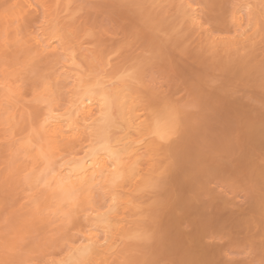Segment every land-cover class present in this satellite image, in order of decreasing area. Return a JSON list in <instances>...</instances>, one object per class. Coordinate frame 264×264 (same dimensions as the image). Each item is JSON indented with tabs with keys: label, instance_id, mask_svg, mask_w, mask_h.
<instances>
[{
	"label": "rangeland",
	"instance_id": "374dc122",
	"mask_svg": "<svg viewBox=\"0 0 264 264\" xmlns=\"http://www.w3.org/2000/svg\"><path fill=\"white\" fill-rule=\"evenodd\" d=\"M178 1L184 2L179 3ZM219 1V5L223 6L228 19H231L230 16L233 12H238V16L242 17L243 23H241V26L243 27H240V29L237 26L239 29H236L233 25L236 26L237 22L231 19L233 23H230V20L227 19L230 26L227 23V26H222L224 28L222 29L221 25L217 26L218 24L214 22L216 11L206 9L201 12L200 9H196L201 12L204 19L212 21L213 36H221L222 38L218 40L217 43L219 44L215 48H210L207 46L206 38L198 30H193L189 27V22L182 18L183 15L178 7V4L184 3L186 5L193 3L194 0H158L159 3L168 5V7L157 18L162 21L164 29L176 34L171 45L170 55V60L175 64L176 74L169 86L168 95L171 98L179 97L181 99L184 98V95L189 97L199 96L202 106L197 112H187L182 115L185 134L178 142L162 148L158 147V149L154 150V153H156H152L153 156H151L154 161L148 160V163L152 162L153 168L150 166L151 164L147 167V162H144L145 164L142 163L146 167L142 164L140 165L142 167H139L142 171H140V174L146 181H141V184H138V181L137 184L127 181V184H123L121 187L122 190L124 189L123 193L125 192L126 198L128 197L129 200L131 198L133 202H131V205H134L131 206V210L129 209L124 213V216H126V219L124 218L125 230L132 237L127 238L126 241L123 239L125 242L119 241L117 249H115L116 254H114V258L112 257V261L110 260V264L111 262L113 264H123L124 261L135 262L145 259L178 261L192 259L207 261L209 264H261V261H264V191H262V184H264V131H262L261 122V106L264 104L262 95L264 94H262V90L259 87L261 64L264 62V0ZM38 2H40L38 6L39 15L34 23V28L36 29L40 25L41 20L46 17L47 22L43 26L44 31L47 30L45 33L48 30L50 31V29L52 31L55 27L60 29L59 32L61 34L59 35L64 38L66 43V46L63 45L68 48L66 52L68 50L69 54L72 53L78 57L75 62H77L79 68L80 66L82 68H77L76 63L75 68L71 61L69 64L67 57L56 55L59 57L57 58L52 54L54 60L51 59L52 56L47 58L51 60V63H47V59L38 60L40 62L43 61L41 67L43 68L44 66V68L40 67L42 71L36 70V68L35 71H38L37 75L40 73L42 75L43 70H46L47 67L54 69V71L57 70V73L59 70L61 72L65 68L63 65H66V68L70 67L68 68L69 71H73L71 75L80 76L81 73V76L86 75L87 78L88 70H93L99 64V67H104L109 63V57H111V72L107 78L112 79L119 71L131 68L132 61L136 57L139 47L145 42L141 41L135 49L123 47L124 33L110 31V26H105L107 17L119 18L122 14V10L114 7V5L122 3L123 0H39ZM200 2L209 3V0H200ZM233 4L238 6L232 8L231 5ZM244 5L251 7H240ZM250 23L252 25L251 31L248 30ZM90 32L95 34L89 35ZM52 33H50L51 36ZM69 37H71V40H69ZM247 37L248 39L244 41V38ZM148 39L150 40L151 38ZM181 48L186 49L182 55L180 54ZM86 52L87 54H85ZM82 55L83 57L86 55L85 60L88 59L87 57L89 59L94 57L92 64L95 59L94 64H97V66L92 65L91 60L89 62L92 66H89V62L87 63L82 58ZM54 65L57 66L53 67ZM0 66H2L0 67V84L1 82L2 84L4 83L0 85V108L3 107L0 110L3 112L2 115H4L2 118L0 111V125H2V122L4 124L0 126V142L2 141L4 145L1 142L0 260L11 259L15 264H58L67 255V251L69 253V250H71H67L69 247L79 244L78 235L79 238L81 235L76 234V229H79V226H77L79 222L80 224L83 222L81 224V227H83L85 225L84 218L89 214V216L96 215V208H99V211L106 210L108 201L101 194H99L100 196L94 195V200H92V196L88 202L91 201L92 203L93 201V205L89 204L90 202H87L88 206L84 203L85 207H87L85 210L88 211V209L92 208L91 206L96 208H92V211L89 210V214H87L88 212L84 211L83 202L78 201L81 205L79 207L75 198V206L77 205L76 208L80 209V211L78 210L79 213L82 212L80 214L83 217L82 219L80 218L82 221L78 223H74V221L69 225L63 222L66 219L65 217L63 218L64 220L60 219L61 217L58 218V216L56 219L57 205L50 201L45 203L48 201H46L47 187L43 186L44 190L41 186V188H35L32 185V179L31 182L29 180L32 172L34 171L33 174L35 172L38 173L37 171L40 169L35 170L34 168L37 169V167L32 168L31 165L27 166L30 170L27 169L26 164L24 165V150L19 149V151L16 149V146H20L18 143L23 141L28 143L30 140H35V138L31 139V123H33V117L31 116L33 115L30 114H33L34 111L40 113L41 106L42 112V108H46L47 103L41 98L37 99L41 104L36 100H33V102V98H30L32 97L31 93L21 94V97L24 98L22 99L14 90L16 88L13 90L18 96L15 94L16 96L12 97L13 93L10 95L8 93L10 90H6L12 89L13 84L16 86L18 84L17 81H21L23 77L21 76L20 78L18 75L17 79L19 80L14 76V79L13 77L10 78V67L7 66L8 70L6 64L4 66L1 61ZM91 67L94 68L91 69ZM5 69L9 73L7 70L4 71ZM3 72H6L7 75ZM4 77L5 80H3ZM243 79L251 80L253 86L244 89L239 97L233 98L225 95L226 89ZM210 80L217 81V85L209 87L208 82ZM10 82L12 83L10 84ZM123 82L127 83V86L129 85L136 94V86L132 81L126 80ZM7 84H10L11 87L8 86L10 87L8 88ZM69 86L65 84L63 87L64 89L68 87L69 90ZM5 87L7 88L5 89ZM63 87L61 86V88ZM64 89H62V93L59 96L62 101L58 104L60 108L66 105L68 99V95L65 93L67 89ZM25 95L27 96L25 97ZM6 98L9 101H6ZM29 99L31 102H29ZM34 103L37 104L35 105ZM16 104L18 110L15 107ZM38 105L39 107H37ZM11 107L12 109L15 108V111L17 110L14 114L16 118L13 117L19 120L8 119L12 111ZM4 108H7V112ZM241 120L250 122L251 126L246 127L239 135V141L231 154L222 161L206 164L204 147L219 148L229 142L237 131ZM11 122L15 123L12 124L13 126L16 125L15 128H12ZM8 125L11 126L8 127ZM5 127L9 128L10 132ZM13 129H15L14 134L12 132ZM11 133L13 136H11ZM22 133L27 135L22 136ZM18 135L22 141L17 138ZM24 136L30 137L24 139ZM12 137L13 139L16 138L13 140ZM8 140L13 144L11 145ZM7 146L17 152L13 154L11 149V153H7H10L11 159L6 157L9 156L6 155ZM2 152H5V154H2ZM32 153L35 157V152ZM33 158L30 159L32 163ZM11 160L12 162H10ZM22 161L23 164L21 165ZM30 161L27 162L31 164ZM11 164H13L12 167L10 166ZM146 172L150 173L147 174ZM145 173L146 175H144ZM24 175H28L27 178H29L26 179L28 182L26 183L25 180L23 184ZM249 185L252 188L250 192H245L243 196L237 194V187ZM134 190L137 191L134 192ZM125 195L123 194L124 197ZM79 197L77 196V198ZM95 200L96 203H94ZM80 201H83V198ZM63 207V210L66 211L67 209V212L69 210L70 213L72 212V217L79 215L78 213L74 214L76 210L74 205L71 204L69 207L66 204ZM52 208H56L54 214L52 213ZM50 211L51 214L49 213ZM99 211L97 214L101 213ZM84 214L86 217H84ZM66 216L68 217V215ZM69 216L71 215L69 214ZM124 216H121V218ZM58 219L63 220L61 222L62 225ZM84 230L85 227H83ZM79 231H82V229H79ZM149 234H155L156 236V239L151 244L145 241V237ZM75 235H77V240H75ZM161 235L163 236V241L160 239ZM6 248H10V254H6Z\"/></svg>",
	"mask_w": 264,
	"mask_h": 264
},
{
	"label": "bare ground",
	"instance_id": "6f19581e",
	"mask_svg": "<svg viewBox=\"0 0 264 264\" xmlns=\"http://www.w3.org/2000/svg\"><path fill=\"white\" fill-rule=\"evenodd\" d=\"M38 1L37 0H0V59H1L0 61L2 62V64L4 66L6 64V68L8 70H9V68L7 66L10 67L9 71H11V73H9V71L7 69L4 70V71H6V70L8 71V73L10 74V78H12L14 76L17 79V77L19 75L20 78H21V76L23 77L22 80L24 78L26 81L33 79L34 78L33 74H36V73L38 74V71H35V69L37 68L36 70L42 71V69L44 68V66H43V68L41 67L42 66L41 63L43 61L40 62L38 60H40V59L45 60V59L49 58L50 56H52V54H53V56L57 55L59 57H67L69 60L68 61L69 64H70V61H71V63H73V56H74L75 60H76V58H78L72 53L69 54L68 50H67L68 53L66 52V49H68V48L64 47V45L66 46L65 42H63V43L58 42L57 37L61 36V35H59V34H61V32H59L60 29H58L56 27H55L56 29L54 28L55 30L53 29L54 31L53 30L51 31V29H50V31L48 30L47 33H45L47 30L40 33V35L42 37H44V40L41 41V45L47 44L46 48L43 46H40L39 50H37V45L32 40L28 39V37L30 35L31 36L36 35V33L33 30L35 29L34 23L36 22V19H38V15H39L38 6H39L40 2H38ZM182 2H184V1H182ZM209 3H215L217 5V7L211 9V11H213V10L216 11L214 22H216L218 25L216 23L215 24L217 26L221 25L220 26L221 28H222V26H224V27L227 26L226 24L228 23V21H227L228 16H226V12L224 11L223 6L219 5L220 1L219 0H209ZM182 5H184V3L178 4V7L180 8V12L183 15L182 18H185V11H184V8L182 7ZM179 8H178V11H179ZM209 11H208V13H209ZM208 13H206V14H208ZM208 16H209V14H208ZM230 17H231V19H233L235 22L238 23V24L236 23V26L233 25V27H235L236 29L238 27L239 28L243 27V26H241V23H243L242 17L238 16V12H233ZM231 19H228V20H230L229 21L230 23L233 21ZM230 23H228L229 26H230ZM17 29L22 30V34L24 36V39L22 41L13 43L10 51L6 55L5 54V47H4V43H3V38L5 35H10V34L16 32ZM222 29H224V28H222ZM56 30H58V31L56 32ZM49 32L50 33L53 32L52 36ZM241 34L243 35V33H241ZM242 35H241V37H242ZM45 36H47V38H45ZM13 39H14V37H13ZM245 39L247 40L248 37L244 38V41H245ZM223 41H225V40H223ZM217 44H219V43H217ZM226 44H227V42H226ZM74 53H75V51H74ZM85 54H87V52ZM83 55H84V53H83ZM83 55H82V58H84V60H85L86 55L84 57H83ZM53 56L51 57V59H53ZM59 57H57V58H59ZM33 58H35V63L30 65L29 61H31ZM87 58L86 59L88 61L87 60H85V61L88 63L91 60L90 62L92 64V62H93L92 59L94 57H92V59L91 58L89 59V57H87ZM56 60L58 61V59H56ZM84 60H83V62H84ZM57 61H55V62H57ZM94 61H95V59H94ZM49 62L51 63V60H48L47 63H49ZM90 62L88 63L89 66H92V65H94L95 67L97 66V64L95 65L94 63L91 65ZM39 63H40V65H39ZM75 63L77 64V62H75ZM75 63H73L74 66H75ZM87 63H85V64L87 65ZM56 66L54 65L53 67H56ZM63 66L65 67L64 68L65 70L62 69L61 72L59 70L60 73L59 72L57 73V70H55L56 71L55 72L54 69H51L49 67H47L46 70H43L44 72H42V73L46 74L48 76L50 85H49V89L46 92L42 93L40 97H38V98L34 97L31 89H25L26 92L24 91V93H18L20 95V98H22L21 94L24 95L26 93H28V94L31 93L32 97H30V98H33L32 101L33 100L37 101V99H40V98H41V100L44 99V101L47 103V107L42 108L43 111L41 112V107H42L41 106L40 107V113L34 111L33 114H30V115H33V116H31V117H33V123H31L32 124L31 125V127H32L31 131L32 132L30 131L32 134L31 139L35 138V140L34 141L30 140V142H28V143H27V141L21 142L22 144L18 143V144H20V146L19 147L16 146V149L17 150H19V149L24 150L25 157H23V158L25 159L26 163H25L24 159H22V160L24 161V165L26 164V168H27V166L31 165L32 168L37 167V169L34 168L35 170H38V168L40 169L39 171H37L38 173L35 172V174H33V172H34L33 171L32 172L33 178L31 175L29 180L31 182V179H32V183H33L32 185L35 188H38L41 186L43 189V186L47 187L48 193H47L46 201L47 200L48 201L45 203H48L50 201L51 203L53 202L54 204L57 205V213H55L56 219H57V216H58V218L61 217L60 219H63L64 217L67 219V221H65L66 219L65 220L63 219L64 221L58 219L60 221V223L63 221L64 223L66 222L69 225H71L74 221H75L74 223H76V222L78 223L79 221H82V220H80V218L81 219L83 218L82 215L80 216V214L82 212L79 213L78 210L80 211V209H78L76 207H77V205H79V207L81 206L79 204V202H83V207H85L84 203H86V205L89 202H90L89 204H92L93 201L91 203V201L88 202V200H89V198L91 199L92 196H93L92 200H94V195L100 196L99 194H101L108 201V203L106 205L107 211L105 209L99 211L98 210L99 208L95 207L97 212L95 211L96 215L93 214V216H89L90 214L88 211L89 210L92 211V208L93 209H95V208L93 206H91L92 208L88 209V211H86L85 209L87 207H85L84 211L88 212L87 214H89L87 217L85 215L86 213L84 214L85 215L84 217H86V218H84L85 219V225L83 226V227H85V230L83 231V227H81V224L83 222H81V224L79 222V224L77 225V226H79L80 230L82 229V231H79V229H76V234L78 233L81 235L79 238V235L77 234L78 240H79V242L77 241L79 243L78 245H80L82 242L87 243L89 240L97 241V239L99 237H101L102 234L107 237L108 245L104 248H98V249L94 248L93 251L87 257L82 256L81 251L77 247L78 245L74 246L75 248L72 247L73 245L71 246L72 248L68 246L69 248L68 249L66 248V249L67 250L71 249V250H69V253L67 251V255L64 257V259L62 261H59V262L57 261L58 264H72V262L77 260V259H86L87 261L90 262V264H110V260L112 259L114 254H116L115 249H117L116 247L118 246L119 241H124V240L126 241L127 238L132 237L131 234H129V232H127V230H125L126 226H124V222H125L124 218L126 216H124L125 215L124 213H125V211L129 210L131 208V206H134V205H131L133 203L131 198H130V200L128 199V197L126 198L125 192L123 193L124 189L122 190L121 187L123 186V184H127V181L129 183L135 182L133 184H137V181L139 182L138 184H141V181L142 182L146 181L141 176L140 173L142 171L139 169V167L142 163H144V162L148 163V160H152V157H151V156H153L152 153H154V150L158 149V147L153 148L152 144H146V143L142 142L144 139V136L146 135V133L143 132L146 121L144 123H142V120H145V118L141 117L137 112L132 110L133 109V97L135 96V92H134V90L131 89V87H129V85L127 86V83H124L123 81H121V82H118L115 85H113L112 79H110V78H107V79L106 78H98V77L96 78V76L95 77L93 76V78L91 77V79H89V77L86 78V75H83L85 73H83L82 71L81 72L83 73L82 74L83 76H81V73H80V76L71 75L73 71L72 72L69 71L68 68H70V67L66 68V65H63ZM63 66H62V68H63ZM0 67H2V66H0ZM40 67L42 69H40ZM48 68L51 70H49ZM75 68H76V66H75ZM77 68H79V67H77ZM80 68H82V67L80 66ZM92 68H94V67H91V69ZM3 73L6 74V72H3ZM24 74H25V76H23ZM1 75H2V73H1ZM14 77H13V79H14ZM3 80H5V77ZM17 80H19V79H17ZM19 81H17V82L19 83ZM11 83L12 82H10V84ZM1 84H2V82H1ZM10 84H7V87L8 86L11 87ZM65 84L70 85L71 88H70V86H69V90H68V87L66 88L67 91L65 93L68 95L67 96L68 99H67L66 105L64 107L61 106V108H60L58 104H60L62 101H61V97H59V96L61 95L62 89H64L63 86H65ZM14 85L15 84H13L12 89L6 90V91L10 90L8 92L10 95L15 92L14 90H16V89H14V88H17L16 87L17 85L16 86H14ZM61 86L63 88H61ZM7 87H5V89ZM10 87H8V88H10ZM66 89H64V90H66ZM2 93H5V92H2ZM18 94H17V96H18ZM13 96H16V95L12 94V97ZM26 96L27 95H25V97ZM47 98H49V99H47ZM22 99H24V98H22ZM7 100L8 99L6 98V101ZM2 101L4 102V100H2ZM13 102L16 103L15 101H13ZM29 102H31L30 99H29ZM33 102H32V104H33ZM37 102L40 103V101H37ZM41 102H42V104L45 105V103L43 101H41ZM2 104L4 105V103H2ZM61 105H63V104H61ZM15 107H17V104ZM37 107H39V105ZM0 109H3V107ZM11 109H12V107H11ZM16 109L18 110V107ZM13 110H14V113H13ZM16 111H15V108H13L11 113L10 114L8 113L9 114V116H8L9 120L11 118H12V120H14L16 118L15 117L16 115H14L16 113ZM6 112H7V110H6ZM35 113H38V114H35ZM2 114H3V112L1 111V115ZM10 115H12V116L10 117ZM17 115H19V114H17ZM34 115H36V116H34ZM3 116L4 115H2V118H3ZM145 116H150V114H145ZM16 120H19V119H15L14 121H16ZM12 124H15V123L11 122V125ZM3 125L4 124L2 122V125H0V126H3ZM11 125H8V127ZM15 126L16 125H14V126L12 125V128H15ZM17 127H18V125H17ZM6 129L9 130V128H6ZM10 129H11V127H10ZM21 130H23V129H21ZM14 131H15V129H13V131H12L13 134H14ZM9 132H10V130H9ZM20 133H21V131H20ZM27 134H28V131H27ZM27 134L22 133V136L27 135ZM11 136H13L12 133H11ZM5 137H6V135H5ZM27 137L29 138L30 136H27ZM27 137L24 136V139H26ZM17 138L20 141H22V139L19 138V135L17 136ZM12 139H13V137H12ZM8 141L10 142V140H8ZM1 142H0V144H1ZM10 143H11V145L13 144L12 142H10ZM154 143L155 142H153V144ZM2 145H3V142H2ZM2 145H0V147H2ZM9 146H7L9 149L6 147V150H7L6 155H9L11 153L10 150L12 148H10ZM14 147H15V145H14ZM13 150L14 149H12L13 154L14 153L16 154L17 152L15 150L14 151ZM22 150H21V152H23ZM8 152H10V153L7 154ZM32 152H35V157L33 156L34 154ZM3 153L5 154V152H2V154ZM18 153H20V152H18ZM23 155H24V153H23ZM6 157L7 158L9 157V159L12 158L10 155L6 156ZM32 158H33V160H32L33 163L30 161V159H32ZM23 161L20 163L21 165L23 164ZM27 161L28 162L30 161L31 164H29ZM152 161H154V159ZM10 162H12V160ZM16 164H19V163H16ZM144 164H142V165H144ZM149 164H151L150 166L153 165L152 162H150L146 166L148 167ZM10 166L12 167L13 164H11ZM19 168H20V166H19ZM140 168H142V167H140ZM152 168H153V166H152ZM10 169H12V168H10ZM27 169H29V168H27ZM4 173H5V171H4ZM146 173L144 175H146ZM148 173H150V172H148ZM28 175H24L25 177L23 180V184H24V181L29 178V177L27 178ZM27 182H28V180H26V183ZM144 183H143V185H144ZM140 187H142V186H140ZM47 189H46V192H47ZM36 191H35V193H36ZM135 191H137V190H134V192ZM123 194L125 195V197L123 196ZM131 194H132V192H131ZM77 196L78 197L80 196V197L77 198ZM82 196H84V197H82ZM24 197H25V195H24ZM75 198L77 199L76 202L78 203L76 206H75L76 203L74 202ZM82 198H83V201H80ZM28 199H30V198H28ZM85 199H87V201L84 202ZM113 201H115V202H113ZM94 203H96V200ZM66 204L69 205V207L71 206V204L74 205V209H76L75 210L76 212L74 211V214L78 213L79 215L78 216L74 215V217H72L73 214H72V212L70 213L69 209H68L69 210L68 212H67V209H66V211L63 210V208H64L63 206ZM83 207H82V209H83ZM89 208H90V205H89ZM48 209H51V208L49 207ZM52 209H53L52 213L54 214V212H56V208H52ZM72 210H73V208H72ZM98 211H99V213L100 212L101 213L97 214ZM44 212H46V211H44ZM64 212L69 213L71 216H69V214L64 213ZM46 213H48V212H46ZM49 213L51 214V211ZM50 214H48V215H50ZM66 215H68V217ZM121 216H124V217L121 218ZM52 217H53V215H52ZM75 218H77L76 220H78V221H76ZM38 224H40V223H38ZM61 225H62V223H61ZM125 225H126V223H125ZM72 228H73V225H72ZM47 229H49V228H47ZM68 229H69V227H68ZM74 230H75V227H74ZM71 231H73V230H71ZM66 232H68V231H66ZM77 235H75L76 236L75 240H77ZM33 238H34V236H33ZM68 241H70V240H68ZM71 242H73V241H71ZM75 244H76V241H75ZM34 253L36 254V252H34ZM115 259H117V258H115ZM54 264H57V263H54ZM111 264H113V262H111Z\"/></svg>",
	"mask_w": 264,
	"mask_h": 264
},
{
	"label": "snow or ice",
	"instance_id": "6c2138e0",
	"mask_svg": "<svg viewBox=\"0 0 264 264\" xmlns=\"http://www.w3.org/2000/svg\"><path fill=\"white\" fill-rule=\"evenodd\" d=\"M238 5H231L232 8ZM114 7L122 10L119 18L107 17L105 19V26H110V31H118L124 33L122 46L135 49L141 41H145L139 47L136 57L132 61L131 68H125L119 71L113 78L112 83L115 85L121 81H132L136 86V94L133 97V111L137 112L145 120L143 132L146 133L143 143L152 144L153 148L164 147L178 142L185 134V128L182 120V115L187 112H197L201 109L202 101L199 96L189 97L184 95V98H171L168 95L169 86L176 74L175 64L170 60L171 45L175 38V33L169 32L162 26V21L158 19V15L168 7V5L159 3L158 0H123L122 3L114 5ZM185 11V19L189 22V27L193 30H198L199 33L206 38L207 46L215 48L218 40L221 37L213 36L212 21L206 20L201 12L206 9H213L217 7L215 3L200 2L194 0L193 3L182 5ZM240 7H251L248 5ZM200 9L201 12L196 11ZM47 18L41 20L40 25L33 31L34 36H29L37 45V50L40 46L47 47V44L41 45L44 37L40 35L44 31V24ZM249 31L252 30L251 23L249 24ZM90 32L89 35H94ZM14 37V39H13ZM148 38H151L150 40ZM24 36L21 29L16 32L5 35L3 43L5 47V54L10 51L12 44L22 41ZM58 42L63 43L62 36L57 37ZM71 40V37H69ZM186 49L181 48L182 55ZM111 57L109 63L104 67L99 65L93 69L88 70V77L96 76L98 78H107L111 72ZM35 58L29 61V64H34ZM73 63L75 59L73 56ZM95 63V61H94ZM77 67H79L77 65ZM33 79L24 81L21 80L17 84L16 92L24 93L25 89H31L34 97L38 98L42 93L49 89V79L46 74H33ZM217 81L210 80L209 87H215ZM253 86L252 81L243 79L230 88L225 90V95L228 97H239L242 95L244 89ZM259 87L264 94V62L261 64V74ZM16 93H13L15 95ZM264 99V95H262ZM143 110V111H141ZM150 114V116H145ZM261 122L262 131H264V104L261 106ZM250 122L241 120L238 124V129L232 136L231 140L219 148L204 147L205 163L218 162L224 160L234 150L239 141V135L246 127H250ZM153 142H155L153 144ZM231 190V189H230ZM251 186L237 187V194L243 196L245 192H250ZM262 191H264V184H262ZM115 202V201H113ZM163 207V206H162ZM156 239L155 234H149L145 237V241L151 244ZM163 241V236H160ZM108 245V239L103 234L97 241L89 240L87 243L78 245L82 256L87 257L94 248H104ZM10 248H6V254H10ZM0 264H15L11 259L0 260ZM72 264H90L86 259H77ZM123 264H209L207 261H199L186 259L178 260H159V259H145L143 261H124ZM264 264V261H261Z\"/></svg>",
	"mask_w": 264,
	"mask_h": 264
}]
</instances>
